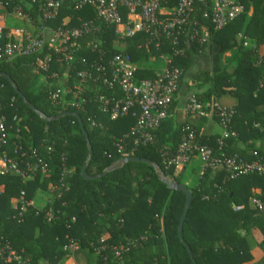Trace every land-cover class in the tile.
Segmentation results:
<instances>
[{"label": "trees", "instance_id": "trees-1", "mask_svg": "<svg viewBox=\"0 0 264 264\" xmlns=\"http://www.w3.org/2000/svg\"><path fill=\"white\" fill-rule=\"evenodd\" d=\"M80 1L63 0L49 19H43L39 4L15 0L31 23L5 17V34L15 30L35 35L44 27L75 28L83 23L92 28L68 45L73 52L68 64L53 51L45 52L49 67L39 75L33 73L28 58L0 63L4 75L0 76V114L7 134L0 158L5 155L15 161L27 175H31L30 165H46L44 172L37 169L30 180L0 175V244H8L29 264H65V248L72 242L94 256L96 264H264V212L251 204L256 190L264 200V176L226 179L223 173L205 170L200 175V170L191 168L195 178L188 186L183 182L188 166L176 172L164 164L162 155L177 149L188 125L198 143L210 148L214 156L222 151L225 156L237 154L264 162V0H233L243 12L216 31L203 18L210 0L206 5L193 0L177 37L179 46L172 45L176 33L171 37L160 34L155 41L143 31L123 37L113 25L97 20L90 6L76 9ZM180 1L168 0L161 7L173 13ZM11 10L9 5L7 11ZM121 15L125 22L126 12L122 10ZM200 27L208 31L207 42L190 41L193 30L199 32ZM227 52L232 53L223 64ZM116 54L130 56L138 80L154 79L162 59L181 72L169 115L186 83L189 90L194 89L189 96L206 110L216 97L235 99L232 107L217 105L233 111L227 132L235 135L220 146V135L201 133L207 119L200 118L195 126L179 124L170 116L153 132L152 143L124 145L129 158L144 159L152 166L122 164L115 141L130 134L136 118L129 113L112 120L101 111L100 96L120 100L123 95L117 87L102 85L101 73L96 71L98 67L108 70ZM198 62L208 63L209 69L199 68ZM78 73L91 77L82 82ZM65 89L59 101H50L52 93ZM212 120L218 125L217 116ZM256 141L262 143L260 150L254 148ZM242 142H249L247 153L239 147ZM83 168L87 179L81 174ZM163 179L182 184L191 194L181 239L178 226L186 196L169 189ZM38 191L50 193L52 199L41 209L24 205L22 211ZM234 207L241 209L234 211Z\"/></svg>", "mask_w": 264, "mask_h": 264}, {"label": "built area", "instance_id": "built-area-1", "mask_svg": "<svg viewBox=\"0 0 264 264\" xmlns=\"http://www.w3.org/2000/svg\"><path fill=\"white\" fill-rule=\"evenodd\" d=\"M31 4H39L41 7L43 19H49L58 9L63 0H25ZM168 0H82L76 9L84 5L94 9L96 19L106 24L114 26L116 33L123 37H130L136 32H149L153 40H157L160 34L171 37L174 33L176 36L172 38V45L179 46L177 37L185 26L187 14L192 10L193 0H181L176 10L169 13L161 7L162 3ZM206 5V0H196ZM11 5L12 10L7 11V7ZM126 12L125 22L123 21L121 11ZM243 12V7L235 3L233 0H210L209 12L203 14V18L209 20L214 30H222L230 22L234 21ZM10 16L17 20L31 23L30 18L21 8L15 5V0H0V63L9 62L14 58H28L29 64L34 74L39 75L46 72L50 57L47 51H53L63 56L66 64L73 61V52L68 49V45L74 44L83 33L91 30L90 23H83L79 27L67 28L61 26L57 29L41 28L39 33L31 35L25 31L11 30L4 33L5 17ZM240 36L238 40H240ZM208 40V31L204 27H200V31L193 30L190 41L202 44ZM244 47L247 43L243 44ZM93 50V49H92ZM178 54L179 51L177 50ZM31 59V60H30ZM164 68L158 70L156 76L152 80H138L135 76L136 68L131 62L128 54H116L108 63V70L105 67H98L97 72L101 73L100 82L108 89L117 87L122 93L123 98L120 100H109L104 96H100L98 101L100 109L109 113L110 118L116 119L126 116L130 113L136 118L135 126L130 130V134L123 139L115 141V147L123 158H127L129 153L124 150V145L131 143L133 146L150 144L153 142V132L158 129L160 124L170 117L169 107L173 97L178 89V82L181 72L172 68L169 61L162 59ZM61 62V61H60ZM81 81H85L86 77L90 79V73H78ZM264 83V81H263ZM68 90L56 91L49 97L52 103H56L61 99V95ZM136 111V112H135ZM185 114L197 118H204L208 121L217 116L219 127L221 129L222 140L229 134L227 127L230 118L233 115L231 109L220 108L213 104L208 110L199 103L194 97H188L184 107ZM5 119L0 114V145L6 144L7 134L5 130ZM184 135L174 152H162L164 164L167 167H173L176 172L189 166L194 160L200 163V175L205 170H211L215 173H223L226 179H236L247 175L264 176V162L261 159L248 160L245 157L233 154L225 156L222 151L218 156H214V152L198 143L196 135L192 127L186 125L183 128ZM40 169L41 172L46 170V165L39 164L30 165L31 175L25 174L18 167L15 161L7 159L5 155L0 158V175L15 174L24 180H30L33 174ZM61 175V180L63 181ZM23 192L20 194L22 201ZM259 191L254 192L251 198V204L259 212H264V200L258 198ZM31 206V203L23 204ZM234 211H239L241 207H234ZM51 218L50 213L47 214ZM264 248V236L261 240ZM66 251L72 253L81 250L77 243L69 244ZM118 254H116L117 256ZM0 262L29 264L28 260L20 254L13 251L8 244H0Z\"/></svg>", "mask_w": 264, "mask_h": 264}, {"label": "crops", "instance_id": "crops-1", "mask_svg": "<svg viewBox=\"0 0 264 264\" xmlns=\"http://www.w3.org/2000/svg\"><path fill=\"white\" fill-rule=\"evenodd\" d=\"M249 15H250V13H249ZM229 56H230V52H227L223 55V60H222L223 64L225 62V59H227ZM198 65L200 66L199 68H202V69L205 68L206 70L209 69L208 63L205 66L204 63L198 62ZM193 92H194V89L189 90V87L187 86V83H186V85H183L181 87L180 92L176 97L177 104H176V107H174L171 110L170 116L174 117L176 122L179 124H182L183 122H189V123H192L193 125L196 126L199 119H200V118H197L194 116H189V115L185 114V112H184L186 100H187L188 96ZM213 104L232 107L235 105V99H233L232 97H229V96H222V97H218V98L216 97V98L211 100L210 106ZM201 133L205 136H207V135H220L221 129L215 121H213V120L208 121L207 120V122L204 125ZM248 143L249 142L239 143L240 149H242L243 151H246L245 153H247L250 150L249 148H247ZM253 144H254L255 149L260 150L262 147V143L260 141H256ZM191 168L195 169V170H196V168H198L197 171H199L200 170L199 161L194 160L190 164V166H188L183 171V181L184 182H187V179L189 176L188 172L192 170ZM180 171H178V172H180ZM255 192H258V190H256ZM50 198H51L50 193H42V192L38 191L34 200L31 202V206H33L37 209H41L45 206L46 203H48V201H50ZM65 264H96V259L94 258V256L88 255L87 253H85L82 250H78V251H75L72 253L68 252V258H67Z\"/></svg>", "mask_w": 264, "mask_h": 264}, {"label": "water", "instance_id": "water-1", "mask_svg": "<svg viewBox=\"0 0 264 264\" xmlns=\"http://www.w3.org/2000/svg\"><path fill=\"white\" fill-rule=\"evenodd\" d=\"M0 76H1V77H4V75H1V74H0ZM7 79L9 80L10 84H13L12 81H11L9 78H7ZM83 134H84V136H85V140H86V142H88V139H87V137H86L85 131H83ZM129 162H134V163L145 162V163H147V164H149V165L152 166L151 163H149L148 161H146V160H144V159H137V158H132V157L129 158V157H127V158H124V159L121 160V163H122V164L129 163ZM104 173H106V172H104ZM81 174H82V176H83L84 178L87 179V177L85 176V168L82 169ZM163 180H164L163 182H165V184L168 186L169 189H171V190H176V191H181V192H183V193L185 194V196H186V201H185L184 210H183V213H182V215H181V218H180V221H179V226H178V237L181 239L182 225H183V221H184V219H185V217H186V214H187V211H188V208H189V205H190L191 194H190V192L187 190V188H186L185 186H183L182 184L174 183V182H170L169 180H165V179H163ZM185 247H186V250H187V252H188L190 258L192 259V256H191V252H190V250L188 249L187 246H185Z\"/></svg>", "mask_w": 264, "mask_h": 264}, {"label": "rangeland", "instance_id": "rangeland-1", "mask_svg": "<svg viewBox=\"0 0 264 264\" xmlns=\"http://www.w3.org/2000/svg\"><path fill=\"white\" fill-rule=\"evenodd\" d=\"M230 53H232V52H230ZM164 68V63L163 62H158L157 63V70H162ZM195 170V169H194ZM198 170V168H196V171ZM188 179H187V182H184V183H186V185H188V186H191V185H193V183H194V178H195V176L193 175V174H191V172L189 171L188 172Z\"/></svg>", "mask_w": 264, "mask_h": 264}]
</instances>
